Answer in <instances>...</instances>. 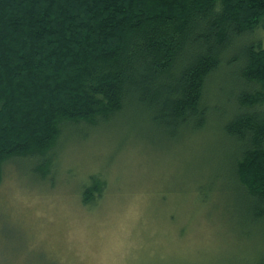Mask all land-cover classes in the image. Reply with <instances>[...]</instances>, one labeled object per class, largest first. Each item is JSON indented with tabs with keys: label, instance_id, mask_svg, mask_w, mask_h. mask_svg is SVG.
Wrapping results in <instances>:
<instances>
[{
	"label": "trees",
	"instance_id": "1",
	"mask_svg": "<svg viewBox=\"0 0 264 264\" xmlns=\"http://www.w3.org/2000/svg\"><path fill=\"white\" fill-rule=\"evenodd\" d=\"M258 30L264 0H0V182L12 158L47 179L66 126L108 122L130 103L167 129L201 131L220 74L235 104L222 128L239 149L234 177L264 226Z\"/></svg>",
	"mask_w": 264,
	"mask_h": 264
},
{
	"label": "rangeland",
	"instance_id": "2",
	"mask_svg": "<svg viewBox=\"0 0 264 264\" xmlns=\"http://www.w3.org/2000/svg\"><path fill=\"white\" fill-rule=\"evenodd\" d=\"M256 38L264 46V30ZM219 77L201 131L167 129L130 103L108 122L66 126L45 180L33 161L8 160L0 264H256L264 226L234 177L239 149L222 128L235 104Z\"/></svg>",
	"mask_w": 264,
	"mask_h": 264
}]
</instances>
